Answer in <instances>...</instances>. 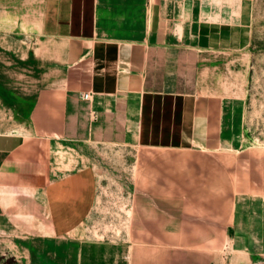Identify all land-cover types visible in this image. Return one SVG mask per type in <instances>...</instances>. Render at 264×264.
Returning <instances> with one entry per match:
<instances>
[{
    "label": "crops",
    "instance_id": "0c3cea01",
    "mask_svg": "<svg viewBox=\"0 0 264 264\" xmlns=\"http://www.w3.org/2000/svg\"><path fill=\"white\" fill-rule=\"evenodd\" d=\"M249 2L43 0L42 30L64 42V72L24 133H0V229L41 210L58 236L81 224L97 190L87 144L159 151L154 188L162 192V162L205 161V150L228 143L222 101L201 81L207 54L249 46ZM231 189L225 234L236 256L264 263V154L239 152Z\"/></svg>",
    "mask_w": 264,
    "mask_h": 264
},
{
    "label": "rangeland",
    "instance_id": "374dc122",
    "mask_svg": "<svg viewBox=\"0 0 264 264\" xmlns=\"http://www.w3.org/2000/svg\"><path fill=\"white\" fill-rule=\"evenodd\" d=\"M42 4L0 0V133H24L42 100L60 91L58 48L64 42L45 36ZM249 4V46L207 54L201 81L205 95L222 101V138L228 143L205 150V161L179 155L178 163L162 162V192L154 188L159 151L87 144L84 157L97 190L85 220L61 236L42 210L40 218L23 217L14 228L3 224L0 264H255L236 256L223 218L228 224L239 152L264 154V0Z\"/></svg>",
    "mask_w": 264,
    "mask_h": 264
},
{
    "label": "built area",
    "instance_id": "2783aa9c",
    "mask_svg": "<svg viewBox=\"0 0 264 264\" xmlns=\"http://www.w3.org/2000/svg\"><path fill=\"white\" fill-rule=\"evenodd\" d=\"M92 95L91 93H83L81 94V99L84 101H91Z\"/></svg>",
    "mask_w": 264,
    "mask_h": 264
}]
</instances>
